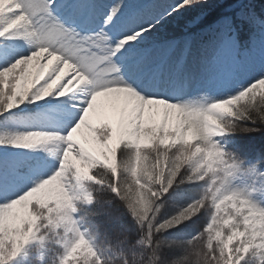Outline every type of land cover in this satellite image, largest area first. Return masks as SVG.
Segmentation results:
<instances>
[{
	"label": "snow or ice",
	"instance_id": "1",
	"mask_svg": "<svg viewBox=\"0 0 264 264\" xmlns=\"http://www.w3.org/2000/svg\"><path fill=\"white\" fill-rule=\"evenodd\" d=\"M203 3H207V0H181L163 13H157L153 0H118L103 12L101 27L87 28L97 10H103L99 0H5L0 10V39H23L36 50L9 63L8 53L0 47V61L4 64L0 67V117L26 103L42 101L54 93L58 97L71 95L73 101H78L79 111L64 113L60 120L39 128L28 126L24 130L0 133V213L6 219L25 211L33 197L57 180L61 181L62 195L65 197V203L52 214L37 203H31V212L38 222L34 227L25 228L27 234L22 240L0 236V264H13L33 237L49 230L61 237L64 233L72 235L65 245L61 264H76L82 255L87 257V264H136L137 243L127 246V239L117 235L115 247L110 250L112 255L105 257L86 238V233L80 231L75 218L79 211L78 204L91 206L97 203L96 193L87 187L92 183L98 185V189H106L119 199L130 202L133 214L143 220L140 235L143 238L139 244L153 256L159 255L161 258L164 249H177L180 255L171 260L174 264H253L255 258L259 259V264H264V238L245 239L249 234L246 219L234 216L236 224L233 227L215 230L209 227L214 219H219L215 202L203 209H189L170 220L165 219L153 228L147 221L154 218L142 216L136 211L131 203L134 199L131 188L124 192L118 176H113L108 170L110 179L105 183L94 168H84L78 172L64 159V153L70 147L79 156L82 153L95 154L107 145L117 144L116 157L119 154V158L126 153L133 156L144 154L147 160L148 150L157 155L163 153L167 158L170 141L158 138L175 133L179 127L187 131L185 143L199 135L225 157L223 146L215 138L248 135L262 130L264 6L258 10L251 0H237L232 8L226 10L229 14L208 24L195 37L137 47L139 42L152 35L163 20L185 8ZM58 7L63 8L66 15L58 14ZM199 22L197 18L193 24ZM113 28L115 35L109 32ZM32 38H35V42H32ZM194 41L199 43L200 56L198 66L190 69ZM66 63L73 70L53 92V81L58 79V75L65 76L61 69L65 68ZM44 66L52 70L46 78L40 79ZM197 73L217 85H227L242 74L255 73V79L239 94L207 107L173 102L162 94L181 95L191 86ZM80 74L86 78V82L76 79ZM86 85L91 88L85 89L83 100H79L75 94ZM69 86L70 90H66ZM119 88L134 90L144 101L162 103L130 107L121 96L108 91ZM225 117L231 120L226 121ZM210 119L219 125L216 134L210 133ZM249 124L253 126L249 127ZM65 128L67 131L63 132ZM39 134L59 138L57 151L46 154L51 160L28 155L40 152L35 150L38 143H25ZM76 139L80 140L79 144H73ZM196 143H201V140ZM172 154H175V150ZM226 161L231 168L226 169L217 180L222 193L217 200L224 198L242 203L245 207L244 217L247 211L264 217V207L251 198V193L229 188V178L234 177L240 167L231 158ZM89 176L94 179H89ZM170 190L161 195V200ZM206 209L212 213L210 222L193 239L183 241L164 236L170 229L193 219ZM102 214L119 218L110 210H104ZM161 236L164 237L162 244L159 243Z\"/></svg>",
	"mask_w": 264,
	"mask_h": 264
},
{
	"label": "trees",
	"instance_id": "2",
	"mask_svg": "<svg viewBox=\"0 0 264 264\" xmlns=\"http://www.w3.org/2000/svg\"><path fill=\"white\" fill-rule=\"evenodd\" d=\"M251 2L258 10L264 6V0H251ZM236 3L237 0H207V3L185 8L163 20L154 29L152 35L139 42L137 47H149L156 43L182 40L187 36L195 37L208 24L229 14L226 10L232 8ZM4 4L5 0H0L2 9ZM172 6L174 5L170 7ZM197 18L200 22L193 24ZM22 44L26 45L23 39H0V47L3 49L6 47L15 48ZM35 50L36 48L33 46L23 56ZM44 67L45 70L40 79L46 78L45 76L52 70L49 66ZM72 70V67L66 63L65 68L61 69L65 76L58 75V79L53 81L55 87H52L51 91L54 92L55 88L63 83ZM261 95H264L262 90ZM66 100L68 97H58L54 93L45 98L42 103H26L12 110L0 117V123L19 120L34 123L42 112H51L53 107L60 108ZM259 100L260 96L258 95L257 102ZM224 119L231 120L230 117ZM248 126L252 127L253 125L249 124ZM217 132L218 129L213 134ZM186 136L187 131L183 127H179L175 133L158 138L170 141L167 158L163 153L157 155L151 150H148L147 160H145L144 154L133 156L126 153L121 158L117 154L114 168L103 165H96L93 168L105 183L110 179L108 176V170H110L113 176H118L120 187L124 192H128L131 188L134 195L132 205L142 216L154 218L147 221L153 228L165 219L170 220L189 209H193V211L203 209L215 202L216 214L219 219H214L210 228L215 230L233 227L236 224L233 217L239 216L246 219L249 227V234L246 237L253 240L264 238V219L262 217L254 215L251 211H247V215L244 217L245 207L242 203L238 204L235 200L229 201L224 198L217 200V197L222 195L217 180L224 175L226 169L231 168V165L226 161L230 158L239 165L240 171L234 177L229 178L236 184L229 188L251 193V198L257 195L256 193L264 194V127L260 132L248 135L237 134L215 138L223 146L225 157L219 150L208 145L201 136L197 135L191 142L185 143ZM197 140H201V143H196ZM174 150L175 154L173 155ZM88 188L96 193L97 203L91 206L78 204L79 211L76 214L93 230L100 244L113 249L115 237L119 235L122 239H127V246L137 243L134 257L136 264H174V261L171 260L180 255L179 250L164 249L160 258L159 255L153 256L140 246L139 240L143 238L140 236L143 230V220L133 214L128 200L119 199L115 193L106 189H98L99 186L95 183L88 185ZM169 190L170 192L161 200V195ZM104 210H110L119 218L114 219L102 214ZM211 214V210H202L198 216L170 229L164 233V236L168 239L191 240L207 226ZM211 238L209 237V239ZM163 241L164 237L161 236L159 243L162 244ZM79 264H85L84 258L79 259ZM253 264H259V259L255 258Z\"/></svg>",
	"mask_w": 264,
	"mask_h": 264
},
{
	"label": "rangeland",
	"instance_id": "3",
	"mask_svg": "<svg viewBox=\"0 0 264 264\" xmlns=\"http://www.w3.org/2000/svg\"><path fill=\"white\" fill-rule=\"evenodd\" d=\"M99 2L103 5V10H97L92 21L87 25V28L101 27L103 23V12L107 11V7L110 4L116 3L118 2V0H99ZM153 2L157 5V13H163L164 11L169 9L171 5L175 6L176 4L180 3L181 0H153ZM0 10H2L1 5ZM57 13L60 15H66L64 9L61 7L57 8ZM119 23L120 21L118 20L117 24ZM109 32L111 35L116 34L114 28L110 29ZM23 41L26 43V45L22 44L15 48H4V51L8 53L9 63L19 58L20 56H23L25 51H30L32 49L33 45H31L26 40ZM32 42H35V38H32ZM179 51L180 50L178 49L177 54H179ZM199 56V43L198 41H194L191 57L189 60L190 69H192L194 65L198 66ZM117 62L120 63L119 60ZM3 66V62L0 61V67ZM76 79H78L79 82H86V78L83 77L82 74H80ZM254 79L255 73L247 75L242 74L238 77V79L233 80L227 85H217L216 83L200 76L197 73L191 83V86L187 88L181 95L175 96L167 92L162 94L173 100V102H177L180 104H190L198 107H207L211 103L222 102L225 99L237 95L240 91L244 90L245 87L249 86L254 81ZM90 88V85H86L75 95L79 97V100H83L84 90ZM67 90H70V86ZM108 91L110 93L115 92L117 95L121 96L125 100L126 104L133 108L141 105H146L148 103H162L159 101H144L142 97H139L138 94H136L134 90L130 88L109 89ZM262 91H264V89H262ZM43 101L44 100L39 101V103H42ZM78 111V101H73L70 95L68 97V100H66V102L63 103L60 108L53 107L51 109V112H42L38 120H36L34 123L24 122L23 120L0 123V133L24 130L28 126H35V128H39L47 123H54L57 120H60L63 117L64 113H78ZM208 125L209 130L212 133L216 132V130L219 129V125H217L211 119L208 120ZM77 127L79 128L80 126L77 125ZM62 131L66 132L67 129H62ZM58 139V137H49L45 134H39L35 136L31 141H26L25 143H38L39 146L35 150H38L40 152L28 153V155L37 157L40 160H51V158L46 154L57 151ZM97 139L99 140V137H97ZM79 143V139L73 141V144ZM105 144H107V142ZM118 146V144L115 146L107 145L95 154L90 153L88 155H84L82 153L79 156L72 152L70 147L69 150L65 151L64 159L70 167L77 168L78 172H80L84 168L92 169L96 165H103L112 168L116 163V150ZM9 151L13 150L9 149ZM89 179L94 178L89 176ZM228 183V186L230 187H234L236 185L232 180H229ZM62 192L63 188L61 186V181L57 180L55 184L49 185L37 196L33 197V199L26 205V210L22 211L17 216L9 217L6 219V217L2 213H0V236H7L9 238L22 240L23 237L27 234L25 228L34 227L38 222V218L31 212V203H37L41 208L48 209L49 214H52L56 211V209H59L65 203V197L62 195ZM256 194L257 195H255L252 199L257 202L259 206L264 207V194ZM50 205H54L55 207L50 208ZM75 218L79 222L78 226L80 228V231L86 233V238H88L100 250V252L105 255V257H110L112 255V252L110 251L111 248L100 244L98 242V237L93 232V230H91V228H89L85 224V222L78 217L77 214H75ZM262 218L264 219V217ZM71 239L72 235L69 233H64L63 237H61L57 234V232L53 230L41 232L37 236L33 237L32 241L28 246H26L25 250L17 257L13 264H61L62 256L65 251V245L69 243ZM245 239L250 238L245 237ZM80 258H84L85 264H87L86 256L82 255ZM76 264H79V260L76 262Z\"/></svg>",
	"mask_w": 264,
	"mask_h": 264
}]
</instances>
